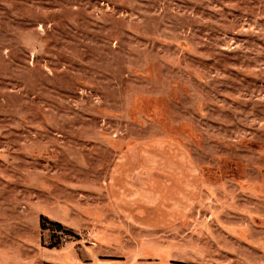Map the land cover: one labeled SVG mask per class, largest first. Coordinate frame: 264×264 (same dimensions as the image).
Listing matches in <instances>:
<instances>
[{
  "label": "rangeland",
  "instance_id": "374dc122",
  "mask_svg": "<svg viewBox=\"0 0 264 264\" xmlns=\"http://www.w3.org/2000/svg\"><path fill=\"white\" fill-rule=\"evenodd\" d=\"M120 157L195 180L182 221L119 215ZM98 244L116 264H264V0H0V264Z\"/></svg>",
  "mask_w": 264,
  "mask_h": 264
},
{
  "label": "crops",
  "instance_id": "0c3cea01",
  "mask_svg": "<svg viewBox=\"0 0 264 264\" xmlns=\"http://www.w3.org/2000/svg\"><path fill=\"white\" fill-rule=\"evenodd\" d=\"M148 167L149 165L146 164L145 169L136 168L126 157L117 158L109 175V198L119 215L131 225L145 230L170 227L182 221L181 215L184 211L182 206H187L191 200H194L195 180L193 185L189 180L186 187L182 185L180 176L175 175L176 171L168 172L169 174L162 171L165 174L162 177L154 170L148 171ZM151 210H154L153 216ZM59 223L67 228L64 223ZM103 247L98 244L80 246L76 250L73 249L74 247L71 248L73 263L116 264L113 263L117 262L116 258H104L113 255L110 251H104ZM118 264H133V260L132 258L129 262L122 260Z\"/></svg>",
  "mask_w": 264,
  "mask_h": 264
},
{
  "label": "trees",
  "instance_id": "16d2710c",
  "mask_svg": "<svg viewBox=\"0 0 264 264\" xmlns=\"http://www.w3.org/2000/svg\"><path fill=\"white\" fill-rule=\"evenodd\" d=\"M49 223H50V225H52L53 227H55L57 231H66V232H70L69 235L74 236V237H78V235H76V234H72V232H71L70 230H68V229H66L65 227H63L59 222L50 221ZM58 243H59V241H55V242L52 241L50 245H51V246H55V245H57Z\"/></svg>",
  "mask_w": 264,
  "mask_h": 264
}]
</instances>
